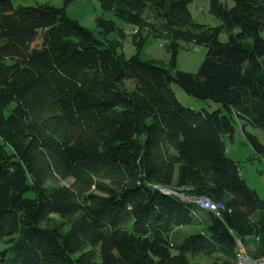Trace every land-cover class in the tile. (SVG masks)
<instances>
[{"label": "trees", "instance_id": "trees-1", "mask_svg": "<svg viewBox=\"0 0 264 264\" xmlns=\"http://www.w3.org/2000/svg\"><path fill=\"white\" fill-rule=\"evenodd\" d=\"M99 2L140 46L164 40L170 68L120 53L112 19L100 39L65 8L0 0V264H234L238 239L264 257V198L227 156L240 124L264 160L247 130H264V0H210L219 26L196 23L194 0ZM182 44L207 47L198 73H173ZM174 83L221 108L185 105Z\"/></svg>", "mask_w": 264, "mask_h": 264}, {"label": "rangeland", "instance_id": "rangeland-1", "mask_svg": "<svg viewBox=\"0 0 264 264\" xmlns=\"http://www.w3.org/2000/svg\"><path fill=\"white\" fill-rule=\"evenodd\" d=\"M219 1L228 7H232L235 4V0ZM12 2L15 7L51 5L57 8H65L69 18L79 21L100 39H102L103 36L101 34V29L98 27V17L103 16L104 18L112 19L115 22L117 29L110 32L108 37L115 42L118 41V51L120 53L125 54L127 57L139 56L143 61H159L165 64L167 68H170L172 54L168 52L167 43L164 40L162 41L155 37H149L148 40L140 46L138 41H135L136 39L139 40L141 38L140 34L138 35V31L133 30L129 24H127L123 19L116 17L113 12H104L101 8L99 0H12ZM189 8L192 12L194 20L198 24L219 26L222 23L221 20L210 13V0H194ZM143 35L147 36V34ZM219 40L221 42H228V34L225 32L220 34ZM207 53L208 49L205 46L182 44V47H180L177 55V67L173 69V73H175L178 69L194 74L198 73L201 65L206 59ZM172 88L178 98L187 106H193L197 110L206 109L210 112L221 108L218 103L212 101L204 102L198 98L188 95L179 85L175 83L172 85ZM223 113H225L224 110ZM235 129V140L232 142L227 141V156L236 160L240 164L242 173L248 180L250 187L256 190L260 196L264 198V160L257 157L252 145L246 138L241 125L237 124ZM247 130L257 136L264 144L263 129L250 126ZM72 181L73 179H69L63 182V184H71ZM193 203L197 209L198 205L195 202ZM197 210L199 211V209ZM202 228L203 227L201 225L179 227L180 230L185 232H192ZM6 246L7 243L0 242V252L4 250ZM188 257L194 264H224L225 261L227 262V260H229L221 254H216L214 256L189 254Z\"/></svg>", "mask_w": 264, "mask_h": 264}, {"label": "bare ground", "instance_id": "bare-ground-1", "mask_svg": "<svg viewBox=\"0 0 264 264\" xmlns=\"http://www.w3.org/2000/svg\"><path fill=\"white\" fill-rule=\"evenodd\" d=\"M163 191L168 193V194L174 193L172 190H169V189H163ZM184 198H186V197H184ZM189 199L190 200L192 199L198 205V207L203 209V210L215 211V209H212L208 206L207 201L211 202L214 205L223 207L220 203L214 202L208 198H205V199L189 198ZM237 242H238V253H237V259H236L234 264H242V261L244 264H251V263L264 264V257L257 259V260L253 259L250 255L248 249L243 244V242L240 239H238Z\"/></svg>", "mask_w": 264, "mask_h": 264}, {"label": "built area", "instance_id": "built-area-1", "mask_svg": "<svg viewBox=\"0 0 264 264\" xmlns=\"http://www.w3.org/2000/svg\"><path fill=\"white\" fill-rule=\"evenodd\" d=\"M197 199H205V198H197ZM207 204H208V206L210 208L215 209L216 214H219L221 212V210H222L221 206L214 205V204H212L211 202H208V201H207ZM242 264H244L243 261H242Z\"/></svg>", "mask_w": 264, "mask_h": 264}, {"label": "crops", "instance_id": "crops-1", "mask_svg": "<svg viewBox=\"0 0 264 264\" xmlns=\"http://www.w3.org/2000/svg\"><path fill=\"white\" fill-rule=\"evenodd\" d=\"M193 107V106H192ZM194 108V107H193ZM249 253H250V251H249Z\"/></svg>", "mask_w": 264, "mask_h": 264}]
</instances>
